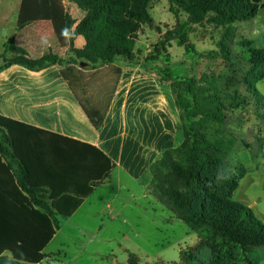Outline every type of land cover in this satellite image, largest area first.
Instances as JSON below:
<instances>
[{
  "label": "trees",
  "instance_id": "obj_1",
  "mask_svg": "<svg viewBox=\"0 0 264 264\" xmlns=\"http://www.w3.org/2000/svg\"><path fill=\"white\" fill-rule=\"evenodd\" d=\"M60 1L41 0L36 5L32 0H24L22 13L31 10L50 13ZM67 1L77 15L72 18L66 13L65 18L71 58L53 53L32 58L10 42L2 58L5 54L14 57L4 67L18 64L40 71L59 65L62 76L97 131L105 126L123 76L122 67L115 65V61L125 58L131 64L135 62L137 43L144 27L157 29L161 34L148 60L164 58L170 64L169 49L174 42L187 53L196 52L190 40L196 26L231 28L251 21L264 8V0H168L169 12L176 23L163 32L151 13L156 0ZM23 22L29 21L22 19ZM79 37L85 41L82 48L75 47ZM240 45L248 61L264 73V48L254 47L252 41H242ZM220 47L218 51H211L213 58L229 59L234 48L224 43H220ZM159 71L174 78L170 67H160ZM99 74L104 84L102 94L90 95L89 82ZM183 100L178 96L176 104L186 140L177 154L167 150L150 167L152 189L159 202L199 238L196 246L181 252V264H254L250 252L252 248H264V224L252 209L232 200L239 182L233 173V163L228 159V146L201 133L195 125L197 116L191 111L192 105ZM203 116L219 123L225 120L219 112H207ZM20 125L0 116V161L3 158L7 162L2 164L6 175L0 181V264H43L50 258L44 250L60 228V218L72 217L84 198L93 192V187L109 179L110 171L107 169L83 194L59 193L48 182L36 185L33 177L37 175L31 172L17 143L16 127ZM10 160L16 163L17 169ZM206 250L210 257L203 260L200 255ZM129 263L141 264L134 254H130Z\"/></svg>",
  "mask_w": 264,
  "mask_h": 264
},
{
  "label": "rangeland",
  "instance_id": "obj_2",
  "mask_svg": "<svg viewBox=\"0 0 264 264\" xmlns=\"http://www.w3.org/2000/svg\"><path fill=\"white\" fill-rule=\"evenodd\" d=\"M21 1L0 0V13L10 16L8 31L20 13ZM61 2L52 11L76 18L75 8L65 0L63 9ZM151 13L163 32L175 26L168 0H156ZM160 37L157 29L144 27L135 62L115 61L123 69L119 110L132 117L133 137L154 145L155 160L141 179L116 169L112 181L72 217L60 218V228L44 250L50 258L43 264H130V254L141 264H181V252L198 244L197 233L166 209L152 189L150 167L167 150L177 154L186 140L178 96L192 105L201 133L228 146V159L239 182L232 200L252 209L264 224V73L248 61L240 45L252 41L254 47L264 48V8L251 21L231 28L196 26L190 34L196 52L187 53L174 42L170 64L164 58L148 60ZM220 43L234 48L229 59L213 58L211 51L220 50ZM70 54L69 49L67 59ZM160 67H170L174 78L160 74ZM89 83L90 95L102 94V75ZM207 112L224 115V123L204 119ZM200 256L207 260L210 253L206 250ZM250 258L254 264H264V248H252Z\"/></svg>",
  "mask_w": 264,
  "mask_h": 264
},
{
  "label": "crops",
  "instance_id": "obj_3",
  "mask_svg": "<svg viewBox=\"0 0 264 264\" xmlns=\"http://www.w3.org/2000/svg\"><path fill=\"white\" fill-rule=\"evenodd\" d=\"M23 2L9 31L5 27L10 26V16L0 13V116L21 124L16 127L17 143L31 172L37 175L33 177L36 185L48 182L59 193L83 194L108 169L109 179L93 187V192L84 198V205L99 188L112 181L116 169L133 179L143 178L155 160L154 145L133 137L130 133L135 128L132 117L119 110L123 98L122 78L105 126L97 131L62 76L59 65L40 71L18 64L4 67L14 57L5 54L2 58L10 42L36 59L49 53L66 58L70 49L65 30L66 13L42 10L22 13ZM61 3V7L66 8L65 0ZM22 19L29 22L22 23ZM84 44L81 37L75 41L76 48ZM6 163L2 158L0 181L6 175L2 166ZM13 165L17 169L16 163Z\"/></svg>",
  "mask_w": 264,
  "mask_h": 264
},
{
  "label": "water",
  "instance_id": "obj_4",
  "mask_svg": "<svg viewBox=\"0 0 264 264\" xmlns=\"http://www.w3.org/2000/svg\"><path fill=\"white\" fill-rule=\"evenodd\" d=\"M82 65L84 66V65H85V63H82Z\"/></svg>",
  "mask_w": 264,
  "mask_h": 264
}]
</instances>
